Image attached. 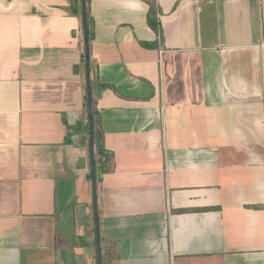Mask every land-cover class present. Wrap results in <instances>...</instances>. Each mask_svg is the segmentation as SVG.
Masks as SVG:
<instances>
[{
  "label": "crops",
  "instance_id": "obj_1",
  "mask_svg": "<svg viewBox=\"0 0 264 264\" xmlns=\"http://www.w3.org/2000/svg\"><path fill=\"white\" fill-rule=\"evenodd\" d=\"M73 1L0 0V264H98ZM87 13L102 264H264V0Z\"/></svg>",
  "mask_w": 264,
  "mask_h": 264
},
{
  "label": "water",
  "instance_id": "obj_2",
  "mask_svg": "<svg viewBox=\"0 0 264 264\" xmlns=\"http://www.w3.org/2000/svg\"><path fill=\"white\" fill-rule=\"evenodd\" d=\"M81 2V21H82V33H83V46H84V67H85V78H86V104H87V115L89 121V156H90V167L92 173V198H93V213L95 218V239L97 245V259L98 264H102V257L100 252V234H99V219H98V208H97V178L96 168L94 160V123L92 115V86L90 80V58H89V34L87 26V14H86V0H80Z\"/></svg>",
  "mask_w": 264,
  "mask_h": 264
},
{
  "label": "trees",
  "instance_id": "obj_3",
  "mask_svg": "<svg viewBox=\"0 0 264 264\" xmlns=\"http://www.w3.org/2000/svg\"><path fill=\"white\" fill-rule=\"evenodd\" d=\"M89 2V0H86ZM79 1H73L71 9L73 13H80ZM150 23H153V20L149 17ZM87 26H88V34L89 39L92 38L93 24L92 20L87 13ZM81 61L84 63V52L82 53ZM93 119H94V111H93ZM94 160H95V168H96V178L97 182L101 180L103 173H108L112 170L113 165V155L105 150L103 146V142L100 138L99 129L94 126ZM92 178V174L89 176ZM102 257V256H101ZM103 258V257H102Z\"/></svg>",
  "mask_w": 264,
  "mask_h": 264
},
{
  "label": "built area",
  "instance_id": "obj_4",
  "mask_svg": "<svg viewBox=\"0 0 264 264\" xmlns=\"http://www.w3.org/2000/svg\"><path fill=\"white\" fill-rule=\"evenodd\" d=\"M262 105H263V127H264V94H263V98H262Z\"/></svg>",
  "mask_w": 264,
  "mask_h": 264
}]
</instances>
